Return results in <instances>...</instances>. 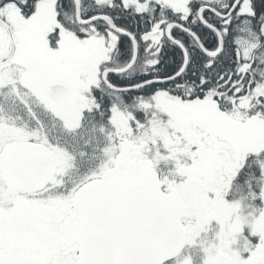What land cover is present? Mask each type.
Wrapping results in <instances>:
<instances>
[{
  "label": "snow or ice",
  "instance_id": "6c2138e0",
  "mask_svg": "<svg viewBox=\"0 0 264 264\" xmlns=\"http://www.w3.org/2000/svg\"><path fill=\"white\" fill-rule=\"evenodd\" d=\"M0 264H264V0H0Z\"/></svg>",
  "mask_w": 264,
  "mask_h": 264
}]
</instances>
